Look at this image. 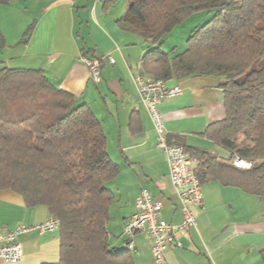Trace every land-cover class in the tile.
<instances>
[{"label":"trees","instance_id":"1","mask_svg":"<svg viewBox=\"0 0 264 264\" xmlns=\"http://www.w3.org/2000/svg\"><path fill=\"white\" fill-rule=\"evenodd\" d=\"M104 1L111 7L120 0ZM204 11L215 15L192 32L186 49L165 52V37ZM117 23L153 44L141 61V76L166 83L189 77L224 81L226 118L201 135L228 153L227 162L216 153L174 144L197 159L194 171L202 183L225 172L234 184L233 162H251L250 169L232 174L264 197V0H128ZM4 47L0 30V49ZM92 53L85 56L96 59ZM119 174L90 107L78 105L40 69H0V191H13L28 207L44 206L60 221L57 264H137L129 248L118 251L110 243L115 194L106 183ZM262 256L264 260V252Z\"/></svg>","mask_w":264,"mask_h":264},{"label":"crops","instance_id":"2","mask_svg":"<svg viewBox=\"0 0 264 264\" xmlns=\"http://www.w3.org/2000/svg\"><path fill=\"white\" fill-rule=\"evenodd\" d=\"M127 6L128 0L111 7L104 0H17L0 4V30L5 38L0 69L42 70L57 88L71 93L78 105L90 107L102 124L108 154L120 167L118 177L106 183L115 194L109 230L111 246L118 251L127 248L124 227L143 189L163 204L161 218L175 225L183 222L167 157L158 148L154 124L133 81L153 44L118 26ZM29 29L27 42L20 44ZM90 51L96 59H115V63L102 64L99 84L92 81L83 62ZM223 84V80L211 77L172 80L167 85L181 86L183 94L164 101L159 109L171 142H181L189 151L216 153L219 161L226 163L228 153L201 135L226 118ZM235 167L230 169L234 184L228 182L225 172L209 175L203 183L206 208H193L197 225L180 238L183 248L168 249L170 264H264V197L238 182V173L232 174L239 170ZM50 217L46 207H28L20 195L0 191V233L19 225L41 224ZM22 243L24 259L18 264L60 262V230L26 235ZM152 246L146 233L136 236L131 252L137 264H155Z\"/></svg>","mask_w":264,"mask_h":264},{"label":"built area","instance_id":"3","mask_svg":"<svg viewBox=\"0 0 264 264\" xmlns=\"http://www.w3.org/2000/svg\"><path fill=\"white\" fill-rule=\"evenodd\" d=\"M83 62L90 70L92 81L99 84L102 81V64L104 62L115 63V59L113 56L93 60L83 58ZM133 81L138 90L140 101L154 124L158 148L167 157L170 180L183 214V222L175 225L161 218L163 204L155 200L147 189H143L136 200L134 214L125 224L124 236L127 248L134 250L136 236L142 232L146 233L153 241L152 256L154 263L170 264L166 258L168 249L171 247L183 248L180 238L186 235L190 228L197 225L193 208L203 210L206 208L203 183L194 171L198 163L197 159L188 155L183 146L170 142L166 122L159 109L164 101L182 95V87H170L162 80H155L140 74L136 75ZM234 165L241 169L252 167L251 162L242 159H236ZM59 230L60 221L51 216L44 223L31 226L19 225L6 233H0V264H18L23 261L24 246L22 238L24 236Z\"/></svg>","mask_w":264,"mask_h":264},{"label":"rangeland","instance_id":"4","mask_svg":"<svg viewBox=\"0 0 264 264\" xmlns=\"http://www.w3.org/2000/svg\"><path fill=\"white\" fill-rule=\"evenodd\" d=\"M214 15V11H204L188 18L183 24L177 26L169 35L165 37L162 46L164 51L171 52L175 48L178 51L185 50L187 41L192 32L197 27L203 26L209 22ZM114 182H116V180Z\"/></svg>","mask_w":264,"mask_h":264}]
</instances>
